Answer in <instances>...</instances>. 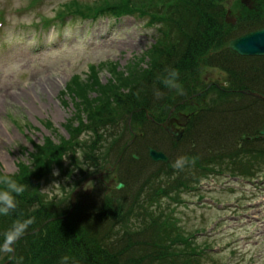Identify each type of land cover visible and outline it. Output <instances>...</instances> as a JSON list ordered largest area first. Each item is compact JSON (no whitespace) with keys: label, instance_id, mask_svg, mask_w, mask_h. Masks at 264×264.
Wrapping results in <instances>:
<instances>
[{"label":"rangeland","instance_id":"obj_1","mask_svg":"<svg viewBox=\"0 0 264 264\" xmlns=\"http://www.w3.org/2000/svg\"><path fill=\"white\" fill-rule=\"evenodd\" d=\"M69 1L73 0H45L35 4L27 0L23 2L27 7L23 10L27 14L17 16L22 10L21 0H0V9L8 8L6 16L11 24L7 30V38L13 41L7 43L11 52L7 56L9 61L5 81L0 89V175H8L17 183L28 185L26 191L16 197L17 208L8 216L0 215V264H12L17 259L20 253L16 244L22 239L28 240L29 250L24 263L29 262V258L33 259L35 251L31 248L29 235H36L41 229H47L49 222L63 221L72 215V212L66 213L69 196L78 186L79 189L73 194L78 192V201L81 203L72 201L69 211L75 208L81 214L90 211L89 214L80 216L85 217L83 222L90 223L87 222L90 213L100 205L103 206L107 197V200L117 202L111 206L120 209L121 219L118 222L126 223L127 219L131 220L132 213L137 209L136 205L143 197H158L170 188L173 190L172 195L177 196V189L199 182L200 177H195V173L199 172L191 171L193 164L186 165L183 170L173 168L179 157H194L196 163L232 149H241L257 141L243 143L238 139L239 134H248L253 138L264 125V102L254 94L260 93L261 98H264V66H259L261 62L248 61L256 58L235 60L231 61L234 66L230 67L224 49L220 46L216 50L219 52L217 56L215 53L207 54L200 59L192 54L187 55L188 43H191V51L195 49L192 51L194 55L200 53L195 44H201L189 37L196 29L202 30L204 27L198 7L187 6L183 10L179 6L171 14L168 29L172 30V34L151 55L146 52L157 44L159 33L156 26L154 31L152 28H148L147 32L141 31L140 26L145 24V20L138 22L137 19L126 17V21L120 23L114 35L105 41L103 48L90 47L86 50H82L81 45H76L84 35V23H68L69 26L64 31H59L52 37L67 48L50 53L49 58L53 59L43 61L40 67L38 61L33 62L34 54L27 51L34 45L33 33L29 32L31 23L35 17L39 22L42 17H51L52 9ZM126 1L119 0L113 4L123 6ZM184 1L192 0H181L179 4ZM256 1L254 4L252 0L248 6L241 5L239 0H227L224 3L225 12L232 11L230 17L233 18L231 28L227 29V36L220 38L225 46L228 39L264 28V0ZM144 2L152 5L151 8L158 9V12L152 14L160 16L162 22L159 26L162 28L167 21L164 18H168L172 10L168 6L165 11L162 6L166 7L177 0H167L163 2L165 5L158 0ZM63 11L65 10L61 8L58 10ZM136 22L138 25L134 24ZM172 22L173 27L170 26ZM97 26L101 28L100 25ZM72 45L76 46L70 47ZM22 53H25L24 59ZM186 56V68L178 71V83L182 85L183 94H178L175 89L167 88L162 80L167 75L165 69H173ZM197 61V67L193 66ZM90 66L93 68H89ZM188 67L195 68L193 78L190 76L191 71L186 72ZM1 82L2 80L0 84ZM156 90L162 93L160 98L155 96ZM213 93H220L224 98L220 97L222 101L212 104L210 98ZM203 99L204 106L193 104H200ZM141 110L144 115L133 116ZM146 115L159 119L160 123L164 120L176 121L173 123L174 127L184 131L191 129L192 133L185 132V136L177 144L171 143L165 130L151 124V119L146 118ZM132 133L137 135L133 144ZM98 137L102 138L101 142L94 144ZM62 140L65 144L59 147V151L56 148L46 152V148L50 149L51 145L59 146ZM148 148L163 153L169 159L168 164L152 163L147 157ZM197 151L200 152L198 155ZM99 153L101 155L98 157ZM88 154L96 156L99 164L103 156L107 157L108 162L105 164L109 165L107 167L102 164L101 173L104 175L101 174L98 180L108 184L102 190L105 197L96 191L99 188L96 180H87L83 186L87 177L75 181L65 178V169L73 164L69 159L77 161ZM131 154L138 155L143 163H133ZM67 155L69 162L63 160ZM227 159L228 157L222 162ZM113 166L116 168L113 169ZM197 166L200 167V163ZM57 169L59 176H53V171ZM160 170L163 172H158ZM190 177L192 180L187 182L186 179ZM213 178L214 175L209 174L205 180H201V192L202 189L205 192L213 183L223 187L215 183ZM226 181L227 176H224L220 183ZM54 182L61 186H53V192L43 191L48 193L47 198L37 196L36 190H43ZM118 182L123 184V188H115ZM253 185L252 182L235 177L230 187L234 186L240 195L243 188ZM185 193L186 197L162 196L161 204L157 203L160 219L167 227V235L174 237L175 241L182 242L177 236H191L196 230L204 229L183 250L188 253L192 247L194 253L197 247L200 250L203 245L216 247L215 252L218 254L202 255L199 264H249L248 257H251L253 264H264V178L258 177L256 180L252 194L254 199L250 200L248 211L244 212L245 225L238 236H241V248L237 251L239 253L234 251L235 255L231 259L228 231L222 228L217 217H210L216 213L199 208V197H193L198 195L197 192L188 193L185 190ZM220 196L227 197L225 193H209L206 198L213 200ZM182 198L185 204H177ZM41 202L51 207V212L43 218L38 214L43 212ZM146 203H142V207ZM55 211L56 216L52 215ZM31 215L36 216L39 221L37 231L26 235L24 232L16 240L17 243L6 245L4 234L11 229L13 223L18 219L28 220L27 216ZM105 218L107 223L112 221ZM234 218L228 223H234L235 226L239 220L236 214ZM70 219L71 216L67 220ZM88 225H95L93 235H98L105 228V225L94 221ZM256 226L261 227L259 232L256 231ZM105 241L106 239L102 240ZM108 242L111 244L108 239L101 247L107 249Z\"/></svg>","mask_w":264,"mask_h":264},{"label":"trees","instance_id":"obj_2","mask_svg":"<svg viewBox=\"0 0 264 264\" xmlns=\"http://www.w3.org/2000/svg\"><path fill=\"white\" fill-rule=\"evenodd\" d=\"M110 2H119V0H109ZM144 1L147 0H127L126 3L121 5H115L116 7H123L124 11L127 12H137L143 11L147 13V10L151 8L152 5L146 4ZM167 0H158L162 5H165L163 2ZM173 1V0H172ZM181 0H177V2H172L169 5L162 6L166 11L168 6L172 8L168 18H164L166 21V25L168 26V21L171 20V14L179 9L186 10L187 6L198 7L200 10V19L202 23H204V27L202 30L199 28L196 29L195 32L189 35V37L195 41V43L199 42L201 45H197L199 54L194 55L192 51L195 49H190V44L188 43L187 55H191L193 57H200L203 59L205 55H210V53L217 52L219 46L221 47V40H217L221 35L220 25H221V4L224 0H192V1H184V3L179 4ZM188 3H192L191 5H187ZM116 8L117 10H120ZM158 12V9L153 10V12ZM190 13V12H189ZM160 17L157 14V18ZM183 17V16H182ZM163 19V20H164ZM193 18H190L192 20ZM188 23V17L186 18ZM173 27V22L170 25ZM219 53V52H217ZM229 53L225 52L224 54ZM188 56L182 58L178 64L175 65L174 68L179 71L185 69V64L187 63ZM197 61L195 67H197ZM173 68V69H174ZM174 69V70H175ZM194 67H188L186 72H190L191 78L194 76L196 71H194ZM139 114H143V110L139 111ZM102 140L101 137L95 138L94 144L100 143ZM65 144V141L62 140L59 146L51 145L50 149L46 148V152H51V149H56ZM76 146V145H75ZM99 151L100 149L97 148ZM96 150V151H97ZM89 155V154H88ZM85 156L84 159H78L75 161L74 159H69L73 164L70 165L69 168L65 169V178L72 179L73 181L81 178H85L91 174L97 173L101 170L102 164L103 166L107 165L105 162H108L107 157L103 156L99 161L96 159V156L89 155ZM101 153L97 156L99 157ZM67 161V162H69ZM98 161V162H97ZM86 165V167H85ZM109 165V163H108ZM62 167V165H61ZM90 172V173H88ZM64 180V179H63ZM20 196V195H19ZM17 199H20L18 197ZM105 197V202L103 206H99L98 209H93V211L89 215V221H94L95 223L105 225V228L98 235H93V230L95 229V225L90 227L88 224L83 222V218L80 216L89 214L88 211L85 214H81L78 208H75L74 212L71 215V219L68 221H54L49 222V227L47 229H41L40 233L36 235H30L29 241L32 243L31 248H33V259L29 258L30 261L24 263L25 255L28 256V240L22 239L17 244V251L20 253L16 260L13 261L12 264H33L30 262H35L34 264H61L63 257H68L66 264H199V260L201 261L202 255L206 256V253L203 251L209 250V247L202 246L200 250L193 253L192 247L189 248L188 253L187 250H183L184 247H187L190 244V240L193 239L192 236H178L181 241L170 240L167 235V227L162 220L160 222L157 220L156 222L153 220L154 211L152 207L154 206L153 201L147 202V222L148 227L143 230V235L147 234V241L140 243L131 241L129 238V243L126 246L120 244L119 237H124L122 232L123 225L121 221V215H119L120 209H116L111 206L112 204H116L117 202L112 200H107ZM79 203L80 200L78 201ZM42 204L41 213H38L43 217L49 214L51 210L49 206ZM110 204V205H109ZM51 212V211H50ZM37 215V214H36ZM52 215L56 216L57 212L55 211ZM119 215V216H118ZM38 216V215H37ZM34 222L28 226L26 233L34 231L38 228L37 224L39 221L36 220V216ZM31 216H27L28 219L33 218ZM105 217L112 219L110 223H107ZM82 222V223H81ZM196 230L195 234H197ZM103 239H106L105 242H102ZM108 239L111 241V244L106 245L107 249H103L101 245L106 243ZM124 239L122 238V241ZM142 240H145L142 238ZM26 242V243H25ZM169 242V244H166ZM136 244V245H135ZM135 245V246H133ZM182 245V246H181ZM181 246V247H180ZM182 248V249H180ZM177 250V251H176ZM202 252V254H201ZM134 255H138L137 258H133ZM201 258V259H200ZM133 260V261H132ZM132 261V263H131Z\"/></svg>","mask_w":264,"mask_h":264},{"label":"clouds","instance_id":"obj_3","mask_svg":"<svg viewBox=\"0 0 264 264\" xmlns=\"http://www.w3.org/2000/svg\"><path fill=\"white\" fill-rule=\"evenodd\" d=\"M167 73L166 77L162 80V83L169 89H175L178 94H183V88L180 83H178L179 72L174 69H165ZM155 96L160 98L162 93L158 90L155 91ZM70 155V154H69ZM67 155L63 160L67 162ZM196 158L189 159L188 157H179L175 163L173 164V168L177 170H183L188 164H195ZM53 176H59V170L53 171ZM53 186L60 187L59 183H53L49 187L43 189L42 191H50ZM28 185L19 184L14 179L9 177L8 175H0V215L8 216L11 212H13L17 208V200L16 197L23 194ZM35 218H31L28 220L18 219L16 220L11 229H9L5 234V244L9 245L15 242L18 238H20L23 233L27 230L28 226L34 222ZM68 257H63L61 264H66Z\"/></svg>","mask_w":264,"mask_h":264},{"label":"water","instance_id":"obj_4","mask_svg":"<svg viewBox=\"0 0 264 264\" xmlns=\"http://www.w3.org/2000/svg\"><path fill=\"white\" fill-rule=\"evenodd\" d=\"M264 36V33H256V34H253V35H250V36H245L241 39H238L236 41H231L229 43V47L235 51H239L241 50L242 48H245V44L248 45V46H252V47H249L248 50L252 52H254L253 50H256L255 47H253V43L257 42L258 40H260V37H263ZM240 42V43H239ZM250 51H247L248 53H250ZM240 53H243L240 51ZM155 156H157L158 158H163L162 155L160 154H154V158H156Z\"/></svg>","mask_w":264,"mask_h":264},{"label":"bare ground","instance_id":"obj_5","mask_svg":"<svg viewBox=\"0 0 264 264\" xmlns=\"http://www.w3.org/2000/svg\"><path fill=\"white\" fill-rule=\"evenodd\" d=\"M260 40L261 42L264 41V37H260ZM258 42V41H257ZM255 43V42H254ZM253 43V44H254ZM245 46H248L245 44ZM188 133V132H191L192 133V130L190 129V131H184V130H173V131H170L167 133V137L168 139L170 140L171 143H178V141H180L182 139V136H185L184 133ZM168 141V140H167ZM169 143V141H168ZM170 144V143H169ZM138 255H134L133 258H137ZM133 261V260H132ZM131 261V263H132Z\"/></svg>","mask_w":264,"mask_h":264},{"label":"flooded vegetation","instance_id":"obj_6","mask_svg":"<svg viewBox=\"0 0 264 264\" xmlns=\"http://www.w3.org/2000/svg\"><path fill=\"white\" fill-rule=\"evenodd\" d=\"M194 105H196V103H193ZM147 117V116H146ZM159 119H155V121H158ZM170 121V120H167V122ZM166 120H164L162 123H160V125H163V124H167ZM172 123H176V121H173ZM174 127V126H173ZM176 130H182V129H178L176 126L174 127Z\"/></svg>","mask_w":264,"mask_h":264}]
</instances>
